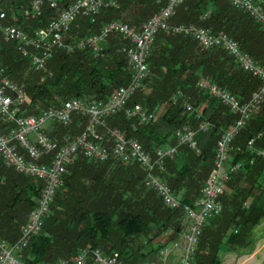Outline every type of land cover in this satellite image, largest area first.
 Returning a JSON list of instances; mask_svg holds the SVG:
<instances>
[{
	"label": "trees",
	"instance_id": "trees-1",
	"mask_svg": "<svg viewBox=\"0 0 264 264\" xmlns=\"http://www.w3.org/2000/svg\"><path fill=\"white\" fill-rule=\"evenodd\" d=\"M4 2H0V9L5 14L4 23L26 32L46 25L58 13L44 4L38 16L24 15V11H29L30 0ZM59 6L61 9L63 2ZM126 7H132L134 18L140 21L143 16L156 11L153 0H120L117 9L102 10L92 19L78 17L67 34L77 40L96 33ZM205 10L207 15L201 19V12ZM169 24L194 25L212 33L223 32L264 66V34L246 14L234 10L226 0H184ZM106 42L108 45L106 49L102 48L100 56H93L86 49L70 53L55 51L46 65L43 82L29 83L22 79L26 61L19 57L14 44L5 41L0 33V66L9 80L25 83L23 111L26 114H37L72 98L106 100L115 88L126 84L129 77L122 51L125 41L111 35ZM146 63L148 75L142 82V90L131 97L127 107L139 104L154 114V120L139 124L136 119L116 114L107 125L121 131L126 138L137 140L152 155L157 149L176 145L175 129L196 128L200 121L195 116L199 114L200 120L209 124L208 136L202 144L198 141L201 135L195 137L199 153L184 144L178 146L173 156L164 159V172L159 175L181 204L192 206L212 171L217 139L235 121V116L218 101L196 89L197 79L204 77L213 81L239 102L247 101L260 87V82L241 71L222 49H201L189 36L168 31L156 33ZM178 93L181 96L177 97ZM185 100L193 111L183 110ZM256 110L230 143L225 167L236 164L240 167L230 173L219 196L221 213L202 228L193 264H220L223 249L234 251L247 244L248 231L264 217V208L258 206L264 193V159L255 153L264 150V103ZM79 120L74 118L72 127L66 131L62 129L60 135L65 132L75 134L74 127ZM8 127L0 121V135ZM258 134L252 149H248L247 142ZM60 135L57 131L49 133L55 138ZM142 179L143 172L134 163L92 164L77 157L61 178L40 232L24 249V263L52 264L83 249H98L124 264H135L143 261L150 252H157L174 241L182 229L179 211L164 208L154 192L144 187ZM40 188L41 184H34L29 177L4 166L0 159V237L8 243L17 239L39 197ZM167 231V240L161 242ZM152 242L155 243L153 248ZM147 246L149 252L144 250Z\"/></svg>",
	"mask_w": 264,
	"mask_h": 264
},
{
	"label": "built area",
	"instance_id": "built-area-1",
	"mask_svg": "<svg viewBox=\"0 0 264 264\" xmlns=\"http://www.w3.org/2000/svg\"><path fill=\"white\" fill-rule=\"evenodd\" d=\"M60 1L62 0H31L29 11H24L23 14L38 16L44 4L50 9L58 10ZM154 1L158 5L157 12L148 17L140 28L134 29L123 22L109 21L104 23L97 33L77 39L72 45L65 43L62 35L77 17L93 18L102 10L116 8L119 5L118 0H67L53 20L29 32L5 24L4 12L0 9L2 38L12 42L17 54L35 71L45 70L48 61L57 50L70 53L73 50L86 49L93 56H100L101 44L109 36L116 35L125 41L122 51L130 72L127 84L117 87L105 101L84 102L74 98L60 106L42 109L37 114H26L23 111L25 95L22 87L11 82L4 69L0 67V121L9 125L7 131L0 135V159L4 166L14 172L41 182L39 197L21 226L17 239L8 243L0 237V264H25L23 251L31 238L40 232L54 194L61 184V178L77 157H82L92 164H103L107 161L136 164L143 172L144 187L153 191L165 208L179 211L182 219L188 223L179 235L180 243L171 241L163 245L157 251L156 261L143 260L135 264H167V259L174 250H179V264H193L202 228L208 220L221 213L219 196L230 173L240 167V164L225 167L230 143L237 132L245 126L252 113L264 103V66L255 62L240 49L237 42L223 32L212 33L197 26L168 25V20L175 15L176 8L183 0ZM226 1L234 10L246 14L264 34V9L261 4L255 0ZM160 30L189 36L201 49L213 47L222 49L241 71L260 82V87L247 101L239 102L214 82L205 78L197 80V89L218 100L235 116V121L217 141L212 171L192 206L181 204L157 174L162 173L163 160L173 156L177 146L184 144L198 153L195 131L186 127L176 130V146L157 149L151 155L137 141L126 138L118 129L106 125V119L117 113H122L126 119H136L141 124L153 120V114L146 113L140 106L127 108L125 104L148 74L146 58L154 37ZM182 107L186 111H191L187 101L183 102ZM198 117L199 115H196V118ZM74 118L82 119L84 122L78 132L75 134L65 132L58 138L49 136V131L55 127L69 129L74 123ZM207 127L206 122H199L196 131L205 132ZM259 136L258 134L247 142L248 149H252L254 140ZM255 153L264 159V150ZM168 235L169 231L163 233L161 242L167 240ZM88 262L124 264L115 256L103 254L98 249H83L53 264Z\"/></svg>",
	"mask_w": 264,
	"mask_h": 264
},
{
	"label": "rangeland",
	"instance_id": "rangeland-1",
	"mask_svg": "<svg viewBox=\"0 0 264 264\" xmlns=\"http://www.w3.org/2000/svg\"><path fill=\"white\" fill-rule=\"evenodd\" d=\"M3 1V0H2ZM7 0H5V2H6ZM31 1V0H30ZM65 1H67V0H62V1H60L59 2V5H60V3L61 2H65ZM120 0H118V2H119ZM133 1V0H132ZM154 1V0H153ZM184 1V0H183ZM182 1V2H183ZM186 1H190V0H186ZM257 3H259V4H261V6H262V8H263V5H264V0H255ZM4 2V3H5ZM181 2V3H182ZM227 2V1H226ZM154 3H155V1H154ZM228 3V2H227ZM155 5H156V11L154 12V13H156L157 12V10H158V5L155 3ZM119 6V5H118ZM118 6L116 7V8H113V9H117L118 8ZM60 7V6H59ZM59 7H58V10H60L59 9ZM130 8H132V7H130ZM206 8V7H205ZM264 9V8H263ZM129 10H133V9H129V7H127L126 8V10H124L123 12L121 11L120 13H118L117 14V18H112L110 21H119V22H123V23H126L127 25H129L130 27H133L134 29H137L138 27H139V23H141V21L140 20H138V19H134V16H132L131 14H130V12H129ZM153 13V14H154ZM5 15V14H4ZM152 14H147L146 16H143L142 18H143V20L145 21L148 17H150ZM206 15H207V11L205 10V11H203V12H201V19H204L205 17H206ZM79 17H83V16H79ZM78 18V17H77ZM76 18V19H77ZM75 19V20H76ZM92 19V18H91ZM74 20V21H75ZM73 21V22H74ZM5 22V21H4ZM133 22L135 23V24H133ZM143 22V21H142ZM169 22H170V20H168V25H170L169 24ZM107 23V22H106ZM144 23V22H143ZM142 23V24H143ZM72 24V23H71ZM70 24V25H71ZM103 24V23H102ZM142 24H140V25H142ZM255 24V23H254ZM70 25H69V27H70ZM137 25H138V27H137ZM180 25H182V24H180ZM256 25V24H255ZM171 26H174V25H171ZM176 26V25H175ZM186 26H194V25H186ZM257 26V25H256ZM69 27H68V29H69ZM198 27V26H197ZM203 28V27H202ZM100 29V28H99ZM257 29L259 30V28H258V26H257ZM160 31H163V30H160ZM209 31V30H208ZM98 32V31H97ZM96 32V33H97ZM169 32V31H168ZM68 32L67 31H65V32H63V34L64 35H62L63 36V40H64V42L65 43H67V44H74V42L76 41V39H71L69 36H70V34H67ZM171 33V32H170ZM92 34H95V33H92ZM92 34H90V35H92ZM175 35H181V34H175ZM69 37V38H68ZM230 38V37H229ZM70 41H69V40ZM79 39H81V38H79ZM232 39V38H231ZM233 40V39H232ZM235 41V40H234ZM236 42V41H235ZM107 45H108V43L105 41V42H103L102 44H101V48H105L106 49V47H107ZM102 53V52H101ZM246 53V52H245ZM248 54V53H247ZM249 55V54H248ZM250 56V55H249ZM20 57V56H19ZM251 57V56H250ZM21 58V57H20ZM256 62V61H255ZM27 63V62H26ZM26 63H24L25 64V67H26V69H25V71H24V73H23V77L24 78H22L23 80L24 79H27L28 80V82L29 83H33V82H35V83H41V82H43V80H44V76H45V70H46V68H45V70H42V71H35V70H33L29 65H27ZM1 67V66H0ZM4 72H5V70H4ZM129 74H130V72H129ZM148 75V74H147ZM146 75V76H147ZM7 76V75H6ZM8 78V77H7ZM200 78H204V77H200ZM200 78H198V79H200ZM9 79V78H8ZM145 79V78H144ZM197 79V80H198ZM206 79V78H205ZM23 80H21L20 82H17V83H15V82H13V83H15L16 85H18V86H21L22 87V89H23V92H24V85H25V83L23 82ZM128 80H129V77H128ZM207 80H209V79H207ZM11 81V80H10ZM209 81H211V80H209ZM12 82V81H11ZM128 82V81H127ZM127 82H126V84H127ZM143 82V81H142ZM197 82V81H196ZM211 82H213V81H211ZM216 84V83H215ZM125 85V84H124ZM217 85V84H216ZM121 86H123V85H121ZM195 86H196V84H195ZM218 86V85H217ZM142 87H143V85H142V83H141V86L139 87V92L142 90ZM115 89H117V88H115ZM114 89V90H115ZM196 89H197V87H196ZM114 90L112 91V92H114ZM137 90V91H138ZM198 91H200V92H203V93H206L205 91H201V90H199V89H197ZM136 91V92H137ZM136 92H134V94L136 93ZM112 94V93H111ZM110 94V95H111ZM133 94V95H134ZM207 94V93H206ZM24 95H25V92H24ZM110 95L108 96V98L110 97ZM132 95V96H133ZM208 95V94H207ZM132 96H130L129 97V99L127 100V102H126V104H125V106L127 107V103L130 101V99H131V97ZM178 96H181L179 93L177 94V97ZM209 96V95H208ZM211 97V96H210ZM107 98V99H108ZM176 98V97H175ZM213 98V97H212ZM72 99H74V98H72ZM106 99V100H107ZM215 99V98H214ZM69 100V99H68ZM68 100H66V101H68ZM78 100H81V99H78ZM216 100V99H215ZM66 101H64L63 103H65ZM81 101H84V102H96V101H85V100H81ZM97 101H105V100H97ZM186 101V100H185ZM184 101V102H185ZM216 101H218V100H216ZM63 103H61V104H63ZM188 103V102H187ZM220 103V102H219ZM183 104V103H182ZM189 104V103H188ZM135 105H138V106H140V108H142L141 107V105H139V104H134V105H132L131 107H127V108H132L133 106H135ZM190 105V104H189ZM222 105V104H221ZM223 106V105H222ZM224 108H226L225 106H223ZM49 108H51V107H49ZM183 108V107H182ZM47 109V108H46ZM227 109V108H226ZM142 110L143 111H145L146 113H152V112H149V111H146L145 109H143L142 108ZM183 110L185 111V112H191V111H193V109L191 108V111H186L184 108H183ZM228 110V109H227ZM256 111L257 110H255L253 113H252V115L253 114H255L256 113ZM228 112H229V110H228ZM117 114H122V113H117ZM153 114V113H152ZM114 115H116V114H114ZM113 115V116H114ZM196 115H199V114H196ZM251 115V116H252ZM113 116H110V117H108L107 119H106V125H107V122H108V120L111 118V117H113ZM195 118H196V116H195ZM198 121H200V122H206V121H201L200 120V116L198 117V118H196ZM153 120H154V114H153ZM153 120H151V122L153 121ZM138 121V120H137ZM139 123V122H138ZM150 123V122H149ZM207 123V122H206ZM139 124H141V123H139ZM146 124H148V123H146ZM198 124H199V122L197 123V126H198ZM208 124V123H207ZM76 127H78L79 126V128H76V127H74L76 130H77V132H78V130H80L81 128V126H80V124H77V125H75ZM108 126V125H107ZM197 126H196V128H194V129H191V128H189V129H191V130H193V131H195V137H196V135L198 134V135H201V136H199L198 137V141H199V143L200 144H202L203 142H204V140L207 138V136H208V133L205 131V132H199V131H196L197 130ZM72 127V126H71ZM70 127V128H71ZM109 127V126H108ZM183 127H186V128H188L187 126H183ZM208 127H209V124H208ZM208 127H207V129H208ZM69 128V129H70ZM109 128H111V127H109ZM180 128H182V127H180ZM180 128H177V129H175L174 131H173V136H174V138L176 139V136H175V132H176V130H178V129H180ZM115 129V128H114ZM52 131H54V132H56L57 131V134H59L60 135V132L61 131H63L62 129H60V128H54L53 130H50L49 131V133H51ZM66 131V130H65ZM202 133V134H201ZM223 133V132H222ZM167 135H170V133H167ZM221 136V135H220ZM220 138V137H219ZM219 138L217 139V141L219 140ZM130 139H133V138H130ZM135 140V139H134ZM196 140V139H195ZM135 141H137V140H135ZM217 141H216V143H217ZM138 142V141H137ZM139 143V142H138ZM176 143H177V140H176ZM140 144V143H139ZM197 144V143H196ZM176 146V145H175ZM180 146V145H179ZM172 147H174V146H172ZM168 148H171V147H168ZM177 148V151H178V146L176 147ZM215 148H216V144H215V147H214V150H213V152H214V157H215ZM160 149H163V148H160ZM196 153V152H195ZM198 153H199V151H198ZM198 153H196V154H198ZM164 161V160H163ZM213 161H214V159H213ZM164 172V165H163V171H162V173ZM162 173H160V174H157V176H159V175H161ZM209 177V176H208ZM29 180L31 181V182H33L34 184H41V182L39 181V180H37V179H34V178H29ZM143 184V183H142ZM202 187V186H201ZM40 193V192H39ZM54 198V197H53ZM177 199H179L178 197H177ZM36 204V203H35ZM163 206V205H162ZM245 208H247V205H243ZM258 206L260 207V208H264V193L260 196V201H258ZM164 207V206H163ZM165 208V207H164ZM182 226H184V225H187L188 223L185 221V220H183L182 219ZM247 238L245 239V241H247L248 243L247 244H243V245H241V246H239L236 250H234V251H228V250H225V249H223V252H221V254H220V264H264V217L263 218H261L260 220H259V222H258V224L256 225V226H254V227H252L251 228V230H249L248 231V233H247ZM169 236V235H168ZM162 241V240H161ZM244 241V242H245ZM59 260V259H58ZM57 261V260H56ZM54 263V262H53ZM52 263V264H53Z\"/></svg>",
	"mask_w": 264,
	"mask_h": 264
},
{
	"label": "crops",
	"instance_id": "crops-1",
	"mask_svg": "<svg viewBox=\"0 0 264 264\" xmlns=\"http://www.w3.org/2000/svg\"><path fill=\"white\" fill-rule=\"evenodd\" d=\"M126 8H127V7H126ZM126 8H125L124 10H126ZM129 9H132V8L129 7ZM132 11H133V10H129L130 14L133 16ZM134 19H135V18H134ZM142 21L144 22V20H142ZM142 21H141V23L138 24L139 27H138V25H137L138 28L141 27L140 24L143 23ZM133 24H135V23L133 22ZM138 28H137V29H138ZM182 223H183V222H182ZM185 226H186V225L182 226V229L180 230L178 236L176 237V239H175L174 241H177V242H179V243L181 242V240H180V238H179V235L184 231ZM151 244H152L151 247L153 248V247L155 246V243L152 242ZM144 250H145L146 252H149V251H150V248L147 246V247H145ZM156 254H157V252H155V251H154V252H150V253L145 257L144 260H145V261H156V260H157V256H156ZM178 255H179V250H174V251L172 252V254L170 255V257H168V259H167V264H179V262H178Z\"/></svg>",
	"mask_w": 264,
	"mask_h": 264
},
{
	"label": "bare ground",
	"instance_id": "bare-ground-1",
	"mask_svg": "<svg viewBox=\"0 0 264 264\" xmlns=\"http://www.w3.org/2000/svg\"><path fill=\"white\" fill-rule=\"evenodd\" d=\"M78 123L80 124V123H84V122H83V120H82V119H80V120L78 121Z\"/></svg>",
	"mask_w": 264,
	"mask_h": 264
}]
</instances>
